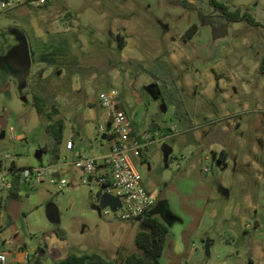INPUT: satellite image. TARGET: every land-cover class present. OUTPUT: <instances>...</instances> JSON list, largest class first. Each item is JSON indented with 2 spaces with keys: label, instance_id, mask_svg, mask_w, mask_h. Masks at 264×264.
Listing matches in <instances>:
<instances>
[{
  "label": "rangeland",
  "instance_id": "rangeland-1",
  "mask_svg": "<svg viewBox=\"0 0 264 264\" xmlns=\"http://www.w3.org/2000/svg\"><path fill=\"white\" fill-rule=\"evenodd\" d=\"M220 1L258 25L230 21L209 0H47L0 11V161L50 166L68 181L61 190L50 174L23 181L0 210V248H23L41 264L70 253L115 264L143 255L142 219L102 208L105 188L84 182L74 163L77 151H109L100 94L118 90L137 131L154 136L133 160L169 226L160 264H264V0ZM22 40L27 73L7 58ZM35 93L65 120L56 157Z\"/></svg>",
  "mask_w": 264,
  "mask_h": 264
},
{
  "label": "built area",
  "instance_id": "built-area-1",
  "mask_svg": "<svg viewBox=\"0 0 264 264\" xmlns=\"http://www.w3.org/2000/svg\"><path fill=\"white\" fill-rule=\"evenodd\" d=\"M35 2L44 5L47 0H2L0 11L10 10L17 5ZM118 90H110L100 94V106L109 120V130L100 127V134H106L110 142L108 152L101 155L76 154L74 161L84 175V182L95 180L121 200V206L116 210L122 218H140L147 215L156 204V197L148 190L143 182V175L137 168L133 156L142 157L146 154L148 145L154 140L152 133H141L134 130L132 121L121 105ZM75 142L66 141V149L74 151ZM58 173L59 176H55ZM50 176V182L63 189L68 181L50 166L19 168L11 164L7 168L0 167V208L14 188L16 178L30 181L33 177ZM112 210V209H111ZM113 211V210H112ZM109 210H106L108 213ZM115 212V211H114ZM8 253L0 249V264L8 263Z\"/></svg>",
  "mask_w": 264,
  "mask_h": 264
},
{
  "label": "trees",
  "instance_id": "trees-1",
  "mask_svg": "<svg viewBox=\"0 0 264 264\" xmlns=\"http://www.w3.org/2000/svg\"><path fill=\"white\" fill-rule=\"evenodd\" d=\"M210 4L219 8L223 11L224 15L230 21H240L246 20L250 24L258 25L249 13H241L240 9L231 11L229 6L220 0H209ZM261 74L264 75V59L261 61L260 68ZM35 108L40 116L46 115L48 122L45 125L46 131L50 133L56 144L52 148V154L56 157L59 155V144L62 142L64 137V128L65 120L63 118L55 119L51 112H46L45 103L46 98L39 94L35 93L33 95ZM57 111L56 108L53 109ZM134 126V130L137 131V128ZM15 166V163H12ZM2 162L0 161V167ZM21 181L16 178L14 180V188L11 191L10 196L12 198L20 197L21 190ZM102 194V193H100ZM144 224V228L139 230L135 237V242L139 248L142 249L143 255L133 252L126 257V264H160V258L163 255L166 237L169 233V226L157 215L151 213V211L140 217ZM88 260L99 261L100 264H115L113 261L106 260L98 254H82L78 255L75 253L68 254L64 259L55 262L54 264H86ZM13 264H34L32 260H29L26 263H13Z\"/></svg>",
  "mask_w": 264,
  "mask_h": 264
},
{
  "label": "water",
  "instance_id": "water-1",
  "mask_svg": "<svg viewBox=\"0 0 264 264\" xmlns=\"http://www.w3.org/2000/svg\"><path fill=\"white\" fill-rule=\"evenodd\" d=\"M7 58L11 62V64L12 63L15 64L24 73L29 72L31 65V57L26 40H22V42L19 45L13 47L10 50ZM103 138L106 139V134L103 135ZM166 151L167 154L170 153L171 148L167 147ZM42 154H43L42 150L41 149L38 150L37 157L41 159ZM55 176H59L58 173H55ZM100 202L102 208L106 206H110L113 211H116L121 206V200L118 197L108 192H104L101 194ZM48 216L52 222L58 223L60 221L58 211L56 210L55 207H51L49 209ZM165 217L170 221L179 219L170 212H167ZM207 253L209 254V242L207 243ZM86 264H100V263L99 261L88 260Z\"/></svg>",
  "mask_w": 264,
  "mask_h": 264
},
{
  "label": "crops",
  "instance_id": "crops-1",
  "mask_svg": "<svg viewBox=\"0 0 264 264\" xmlns=\"http://www.w3.org/2000/svg\"><path fill=\"white\" fill-rule=\"evenodd\" d=\"M75 149V148H74ZM72 152H74V151H72ZM77 153H80V152H76V154ZM227 156H228V153L226 152V150H223L222 151V153L218 156V159L221 161V160H226L227 159ZM58 172V171H57ZM11 194V193H10ZM10 194H9V196L7 197V199H6V201H5V203H4V205H3V207L2 208H0V210L1 209H3V208H5L6 206H7V203H8V200H11V199H15V198H12L11 196H10ZM151 213L152 214H154L153 213V211H154V209L152 208L151 210ZM0 215H2V214H0ZM141 229H143V228H141ZM140 229V230H141ZM1 250H4V251H6L5 249H3V248H0ZM7 253H8V256H9V259H8V263L7 264H13V263H26V262H28L29 260H32L33 261V263L34 264H41V259L39 258V259H37L36 260V262H35V260H33L32 258H31V254L27 251V250H25V249H23V248H19L18 250H12L11 252H8V251H6ZM46 252H45V250H43V251H41V255H46L45 254ZM47 256V255H46ZM249 263L251 264L252 263V259L251 258H249Z\"/></svg>",
  "mask_w": 264,
  "mask_h": 264
}]
</instances>
